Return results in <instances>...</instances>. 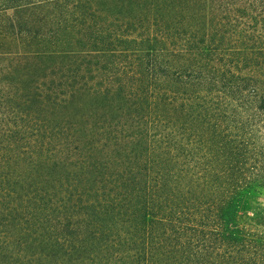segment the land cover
I'll list each match as a JSON object with an SVG mask.
<instances>
[{"label":"trees","instance_id":"obj_1","mask_svg":"<svg viewBox=\"0 0 264 264\" xmlns=\"http://www.w3.org/2000/svg\"><path fill=\"white\" fill-rule=\"evenodd\" d=\"M10 10L0 75L31 76L0 82V264H264L240 212L264 194V0Z\"/></svg>","mask_w":264,"mask_h":264},{"label":"rangeland","instance_id":"obj_2","mask_svg":"<svg viewBox=\"0 0 264 264\" xmlns=\"http://www.w3.org/2000/svg\"><path fill=\"white\" fill-rule=\"evenodd\" d=\"M18 16V11L17 10H10L8 12H4L2 14H0V44L1 43H7L10 46H13V44H16V36H13V34L11 32H8V26L10 24L9 20H16ZM7 32V33H6ZM44 32V31H43ZM7 40H3V39ZM110 59L108 58V61ZM111 62L114 61L113 58L110 60ZM120 63V68H123L125 66L123 59L119 60ZM45 64V63H44ZM2 66H7V74L2 72V75H0V82H1V86H9V87H18V80L19 78H21L22 76L23 79L26 80V78L31 76V70L27 69L26 71H21L19 70V68H17V64L13 61H7L4 62ZM8 66H10L11 68L8 69ZM122 66V67H121ZM48 68L50 67V65L47 66ZM111 68H115L114 66L111 67L109 66L107 69V74L113 72L114 70H112ZM55 72L52 71L51 69H49L47 74H51V76L49 78H47L46 80H44V84L48 85L45 89H49V88H53V89H57L58 87L62 86L63 84V80L60 76L56 77L53 76L52 74H54ZM25 75H28L25 77ZM83 115H85V113H83ZM70 118H74V115L71 116ZM94 119V117L92 119L88 118V119H84V123L92 124V120ZM86 131L88 129H85ZM76 131V130H75ZM68 136L70 138H72V136L76 135L78 136L77 133H75L73 130L68 131L67 132ZM64 171H67L64 169ZM67 180L69 182H73V177L71 174H69V176L67 177ZM255 209V214L260 215V221H259V225L261 227L262 230H264V194L262 195H256L253 198H251L250 200H248V202L244 205V207H242L240 209L241 213H247L249 210L253 211Z\"/></svg>","mask_w":264,"mask_h":264}]
</instances>
